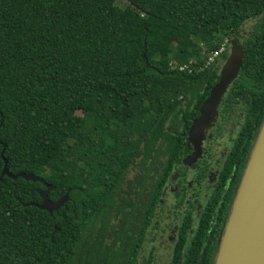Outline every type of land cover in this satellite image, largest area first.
Instances as JSON below:
<instances>
[{
    "label": "trees",
    "instance_id": "obj_1",
    "mask_svg": "<svg viewBox=\"0 0 264 264\" xmlns=\"http://www.w3.org/2000/svg\"><path fill=\"white\" fill-rule=\"evenodd\" d=\"M232 39L243 63L212 123L239 129L205 206L177 189L164 217L155 202L184 182L188 127ZM263 122L264 0H0V264H214ZM5 163L69 199L38 208L46 185ZM154 220L176 237L139 261L128 230Z\"/></svg>",
    "mask_w": 264,
    "mask_h": 264
},
{
    "label": "water",
    "instance_id": "obj_2",
    "mask_svg": "<svg viewBox=\"0 0 264 264\" xmlns=\"http://www.w3.org/2000/svg\"><path fill=\"white\" fill-rule=\"evenodd\" d=\"M243 58L242 45L232 39L228 55L220 66L218 79L209 89L207 97L199 106L198 115L192 119L187 130V143L194 147L192 160L196 159L205 132L215 121L221 99L238 77ZM4 174L45 184L46 189L40 192L42 202L37 206L49 213L57 210L69 199L66 193L57 201L49 200L48 193L52 190V185L33 174L12 175L6 163L1 172V175ZM214 264H264V122L232 203Z\"/></svg>",
    "mask_w": 264,
    "mask_h": 264
},
{
    "label": "flooded vegetation",
    "instance_id": "obj_3",
    "mask_svg": "<svg viewBox=\"0 0 264 264\" xmlns=\"http://www.w3.org/2000/svg\"><path fill=\"white\" fill-rule=\"evenodd\" d=\"M217 119L218 115L216 117V120ZM233 119H235V121L231 123L230 130H224V124H227ZM215 122L212 123L211 127L205 132L199 147V152L194 160L191 159L193 158L191 155L193 154L194 147L191 143L188 144L186 139V147L189 149V152L181 158L183 165H178V168H180L179 171L182 170V174H184V182H181L179 187L174 184L175 180L173 182L170 181L168 188L172 192L167 194L168 197L165 196L159 199V202H155V210L157 213L164 212V217H166V210L174 211L177 202L173 192L177 189L180 191L179 198L183 201L184 205L194 204L198 210L205 206L214 185L218 183L220 169L223 168L225 157L232 145V139L236 131L234 128L238 126L239 129L240 120L234 115L229 118L227 117L220 128L221 133L218 132V129L216 130L214 126ZM173 172L174 174L169 176L170 180L173 178L176 179L177 169ZM128 175L130 181L134 183L137 177L145 176V172L141 171L139 176L138 171L136 169L134 170L132 167ZM163 192L165 193V191ZM189 200L190 203L187 202ZM157 219L159 220V218ZM154 222L155 220L152 222V227L149 225V227L146 226L145 229H140L142 224H137V226L132 225L131 232L128 230V234L131 238H138L140 233L143 238L141 243L143 247L139 249V261L143 260L142 252H144L146 256H149L150 252L153 255H159L161 253L160 247L166 248L168 240H172L176 237L177 225L172 221H163L158 225H154ZM153 228L154 234L151 235L149 230L151 231ZM164 236H166V238ZM163 238L165 240H163Z\"/></svg>",
    "mask_w": 264,
    "mask_h": 264
},
{
    "label": "rangeland",
    "instance_id": "obj_4",
    "mask_svg": "<svg viewBox=\"0 0 264 264\" xmlns=\"http://www.w3.org/2000/svg\"><path fill=\"white\" fill-rule=\"evenodd\" d=\"M124 2V1H123ZM222 35H223V37H225V38H227V33L225 32V33H222ZM226 40H224V42H225ZM229 47H230V44H229ZM221 66V65H220ZM229 120V119H228ZM235 121V119H233L232 121H229L227 124H224V130H230V128H231V123L232 122H234ZM235 130H238V126H236L235 128H234ZM207 145V144H206ZM69 156L71 157V158H73V155L72 154H69ZM55 158H49V164L50 165H54V163H55ZM129 173V172H128ZM128 173H127V178L129 179V175H128ZM127 178H126V180H127ZM141 205V202L139 203V206ZM119 219H120V215L118 216V217H116V219H114L115 221L113 222V223H115V224H118V222H119Z\"/></svg>",
    "mask_w": 264,
    "mask_h": 264
},
{
    "label": "built area",
    "instance_id": "obj_5",
    "mask_svg": "<svg viewBox=\"0 0 264 264\" xmlns=\"http://www.w3.org/2000/svg\"><path fill=\"white\" fill-rule=\"evenodd\" d=\"M225 47V43L221 45V47L219 48L218 51H213L211 52L208 57H207V64L211 63L214 61V59L216 58V56L218 55V52H221Z\"/></svg>",
    "mask_w": 264,
    "mask_h": 264
}]
</instances>
